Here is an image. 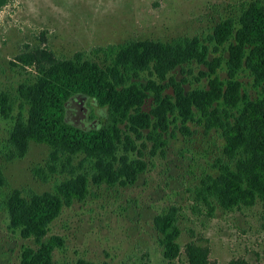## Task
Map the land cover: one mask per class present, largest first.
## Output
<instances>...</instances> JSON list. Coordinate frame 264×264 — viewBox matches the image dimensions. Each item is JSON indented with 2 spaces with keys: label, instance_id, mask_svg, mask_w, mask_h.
<instances>
[{
  "label": "rangeland",
  "instance_id": "obj_1",
  "mask_svg": "<svg viewBox=\"0 0 264 264\" xmlns=\"http://www.w3.org/2000/svg\"><path fill=\"white\" fill-rule=\"evenodd\" d=\"M256 0H8L0 5V93L14 101L13 117L0 113V264H20L22 250L36 247L9 227L8 200L15 190L23 197L56 192L80 174L89 176V193L83 200L66 204L51 223L47 239L59 236L64 245L54 252L56 264H74L86 259L97 264H187L185 247L195 243L210 248L213 264H229L244 258L252 264L264 261V203L226 210L198 195L201 180L215 174L224 159L223 140L215 131L192 125L193 134L169 140L165 154L153 153V142L143 149L146 170L134 184H96L93 160L71 155L44 143L31 142L24 155L9 142L21 111L19 84L34 77V66L23 65L17 56L45 48L58 59H86L103 63L101 48L128 41L174 42L198 37L209 48V59L220 57V75L226 77V46L213 39L216 27L237 21ZM264 1V0H263ZM177 69L186 77L187 89L207 87L206 65L193 62ZM253 97L256 94L248 72L240 76ZM171 92V90H169ZM148 99L145 109L152 106ZM26 114V113H25ZM94 100L76 97L67 103L66 119L82 128H93L105 117ZM142 145L141 141L137 142ZM137 158V154H131ZM175 212L181 235V253L173 260L163 256L158 215Z\"/></svg>",
  "mask_w": 264,
  "mask_h": 264
},
{
  "label": "trees",
  "instance_id": "obj_2",
  "mask_svg": "<svg viewBox=\"0 0 264 264\" xmlns=\"http://www.w3.org/2000/svg\"><path fill=\"white\" fill-rule=\"evenodd\" d=\"M7 1L0 0V5ZM213 39L226 46L224 78L219 73L222 59L210 60L208 46L198 37L109 45L100 49L103 63L86 59L83 53L58 59L40 47L18 55L21 64L34 66L35 74L17 88L21 111L10 144L20 155L31 142L48 144L54 152L86 155L94 163V183L126 185L134 184L148 166L142 151L148 149L146 142H153L154 154H165L170 137L190 136L192 125H197L219 133L224 154L215 165L216 173L201 180L198 195L226 210L264 203V1H253L237 21L219 24ZM196 61L207 66L202 76L209 78L208 85L187 89V78L179 80L174 72L186 74V65ZM242 72L252 78L254 97L240 79ZM76 97L92 99L104 109L98 126L82 128L66 119L67 103ZM13 112L11 94L0 93L1 115L10 119ZM89 184V176L80 174L56 192L30 198L13 192L8 200L9 227L37 245L22 250L20 264H56L54 252L64 241L59 236L47 239L49 227L66 204L87 197ZM155 222L164 258L176 259L181 230L175 212L158 215ZM210 253L208 246L192 242L185 247L187 264H213ZM74 264L97 263L81 258ZM229 264L252 263L235 258Z\"/></svg>",
  "mask_w": 264,
  "mask_h": 264
}]
</instances>
